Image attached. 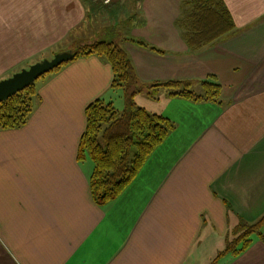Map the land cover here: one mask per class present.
Returning <instances> with one entry per match:
<instances>
[{"label":"crops","instance_id":"0c3cea01","mask_svg":"<svg viewBox=\"0 0 264 264\" xmlns=\"http://www.w3.org/2000/svg\"><path fill=\"white\" fill-rule=\"evenodd\" d=\"M223 1L234 31L194 50L176 25L182 0H0V80L91 41L98 12L101 26L118 27L112 41L141 82L220 85L217 100L163 86L155 98L137 93L136 105L173 129L131 183L98 205L92 161L77 151L86 106L115 104L112 69L90 54L48 73L26 122L0 129V264H264V225L244 251L216 258L238 223L264 213V0Z\"/></svg>","mask_w":264,"mask_h":264},{"label":"trees","instance_id":"16d2710c","mask_svg":"<svg viewBox=\"0 0 264 264\" xmlns=\"http://www.w3.org/2000/svg\"><path fill=\"white\" fill-rule=\"evenodd\" d=\"M181 4L182 12L176 25L191 49L219 40L235 29L233 18L223 0H182ZM137 43L148 47L142 41ZM75 44L77 48L72 50L73 59L94 54L108 62L113 72L110 87L121 89L125 99L122 110L102 98L93 100L85 108L86 125L79 139L77 158L81 160L88 157L92 161L90 191L94 201L102 205L114 200L131 183L148 156L173 129V122L169 118L136 105L134 96L145 91L148 96L155 98L156 89L163 86L170 89V96L217 100L220 85L202 80V93L199 94L191 89L190 80L146 84L138 79L128 54L116 42L93 40ZM148 48L162 53L155 47ZM35 96L36 85L33 83L0 102V129L24 124L32 111ZM263 225L264 213L254 221L238 223L216 258L228 252L237 255L244 251L250 245L251 235H261Z\"/></svg>","mask_w":264,"mask_h":264},{"label":"water","instance_id":"95a60500","mask_svg":"<svg viewBox=\"0 0 264 264\" xmlns=\"http://www.w3.org/2000/svg\"><path fill=\"white\" fill-rule=\"evenodd\" d=\"M72 50L57 52L50 59H42L0 80V102L33 84L38 78L72 60Z\"/></svg>","mask_w":264,"mask_h":264},{"label":"rangeland","instance_id":"374dc122","mask_svg":"<svg viewBox=\"0 0 264 264\" xmlns=\"http://www.w3.org/2000/svg\"><path fill=\"white\" fill-rule=\"evenodd\" d=\"M90 20L88 21V35H90V38H92L91 41L93 40H113V39H117L118 38V27L115 26V27H105V25L103 24L102 26L100 25V23L98 22L99 21V13L97 12L96 15H95V20L94 19V16L93 14L90 15ZM121 37V36H120ZM119 37V38H120ZM119 38H118V41H119ZM74 48H77V45L74 44V46L72 48H69V50H73ZM61 49H68V48H65V47H60V48H57L54 53L52 54V56H49L50 58L53 57L54 54H56L57 52H60V51H63ZM50 58H47V57H38L36 60H33L31 62H28L26 65H24L23 67H20L19 69H15L14 72L11 73L14 74L15 72L23 69V68H27L29 67L31 64L37 62V61H40L42 59H50ZM26 66V67H25ZM50 73V72H49ZM48 73H46L47 75ZM9 75V76H11ZM45 75V76H46ZM7 76V77H9ZM44 76V77H45ZM44 77H41V78H38L36 81H35V85L38 86L41 81L43 80ZM191 89L195 92V93H201L202 92V86L200 84H194L191 86ZM113 99H114V106L117 107L118 110H122L124 107H125V99H124V96H123V91L121 89H117V91H114L113 93Z\"/></svg>","mask_w":264,"mask_h":264},{"label":"built area","instance_id":"2783aa9c","mask_svg":"<svg viewBox=\"0 0 264 264\" xmlns=\"http://www.w3.org/2000/svg\"><path fill=\"white\" fill-rule=\"evenodd\" d=\"M100 1H101V3L104 4V5H109V4H111V1H112V0H100Z\"/></svg>","mask_w":264,"mask_h":264}]
</instances>
